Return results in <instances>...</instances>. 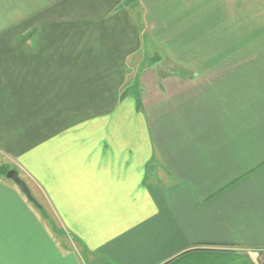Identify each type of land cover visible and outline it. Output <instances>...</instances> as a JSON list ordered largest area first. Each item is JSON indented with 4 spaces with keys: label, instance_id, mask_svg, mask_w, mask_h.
Listing matches in <instances>:
<instances>
[{
    "label": "crops",
    "instance_id": "0c3cea01",
    "mask_svg": "<svg viewBox=\"0 0 264 264\" xmlns=\"http://www.w3.org/2000/svg\"><path fill=\"white\" fill-rule=\"evenodd\" d=\"M2 165L0 264H264V0H0Z\"/></svg>",
    "mask_w": 264,
    "mask_h": 264
},
{
    "label": "rangeland",
    "instance_id": "374dc122",
    "mask_svg": "<svg viewBox=\"0 0 264 264\" xmlns=\"http://www.w3.org/2000/svg\"><path fill=\"white\" fill-rule=\"evenodd\" d=\"M157 47H158V45H156V44L154 45L153 43L147 41V42L144 43V49L141 52V53H143L145 55L138 54L137 56H133V57H131L129 59L130 73L127 75V77H128V82L127 83L129 85V87H132L133 84H135L133 82V79L138 77V75H139L138 71L140 72L142 69H145L151 63L149 60H150V57H151L153 51H155V54L158 55V57H160L159 61H158L159 62L158 66L160 67L159 68L160 71H161V75L160 76H162V77L166 75V73H164L163 71L164 70L166 71V68L168 66H172V65L176 64L174 62V60H177V61L181 60V59H178V58H175L174 60L170 59V58H167V57H165V55H163V53L161 51H160V53L157 54V51H156ZM65 246H69V244L65 243Z\"/></svg>",
    "mask_w": 264,
    "mask_h": 264
},
{
    "label": "water",
    "instance_id": "95a60500",
    "mask_svg": "<svg viewBox=\"0 0 264 264\" xmlns=\"http://www.w3.org/2000/svg\"><path fill=\"white\" fill-rule=\"evenodd\" d=\"M6 178L13 181L30 201L34 200L26 183L19 177L15 170H9L6 173Z\"/></svg>",
    "mask_w": 264,
    "mask_h": 264
},
{
    "label": "trees",
    "instance_id": "16d2710c",
    "mask_svg": "<svg viewBox=\"0 0 264 264\" xmlns=\"http://www.w3.org/2000/svg\"><path fill=\"white\" fill-rule=\"evenodd\" d=\"M11 170L9 166L7 165H2L0 166V176L3 177V178H6V173ZM32 204L39 210H41V207L40 205L36 202V201H31Z\"/></svg>",
    "mask_w": 264,
    "mask_h": 264
}]
</instances>
